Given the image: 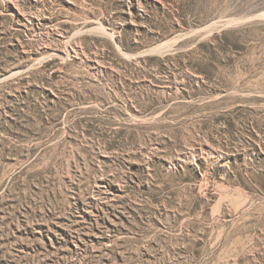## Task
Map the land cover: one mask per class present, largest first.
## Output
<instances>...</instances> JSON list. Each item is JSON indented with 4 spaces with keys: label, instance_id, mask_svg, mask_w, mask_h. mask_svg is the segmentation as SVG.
<instances>
[{
    "label": "rangeland",
    "instance_id": "rangeland-1",
    "mask_svg": "<svg viewBox=\"0 0 264 264\" xmlns=\"http://www.w3.org/2000/svg\"><path fill=\"white\" fill-rule=\"evenodd\" d=\"M0 264H264V0H0Z\"/></svg>",
    "mask_w": 264,
    "mask_h": 264
},
{
    "label": "water",
    "instance_id": "water-1",
    "mask_svg": "<svg viewBox=\"0 0 264 264\" xmlns=\"http://www.w3.org/2000/svg\"><path fill=\"white\" fill-rule=\"evenodd\" d=\"M230 23H228L227 25H229Z\"/></svg>",
    "mask_w": 264,
    "mask_h": 264
}]
</instances>
